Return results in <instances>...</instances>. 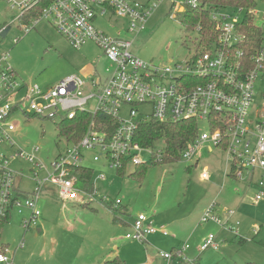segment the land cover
<instances>
[{
  "label": "built area",
  "instance_id": "built-area-1",
  "mask_svg": "<svg viewBox=\"0 0 264 264\" xmlns=\"http://www.w3.org/2000/svg\"><path fill=\"white\" fill-rule=\"evenodd\" d=\"M0 1L16 13L9 23L0 26V33L5 28L8 32L15 22L26 33L40 21H46L74 49L93 43L111 65L103 79L95 69L86 70L41 87L20 80L8 62V52L0 55V142L8 140L14 130L9 119L12 113L17 110L28 114L21 106L24 103L30 114L44 118L59 115V121L74 119L78 113L90 115L82 136L78 140L66 138L65 151L49 164L37 157L36 147L30 152L17 149L9 156L0 154V227L11 218L12 212L22 215L20 226L24 231L36 226L41 216L38 202L46 184L56 188L62 201L80 195L92 199L94 186L91 192L82 189L78 178L70 172L74 167L84 166L88 155L92 161L103 159L106 166L115 169L145 163L139 157L142 151L150 152L154 162L160 161L162 149L153 153L152 147H142L134 140L137 123L149 118L197 120L198 135L186 144L180 159H190L206 142L208 150L213 146L220 148L228 163L226 174L229 176L232 169L233 179L248 182L255 179L254 199L264 200V90L258 92L255 86L257 78L264 74V8L261 24L255 21L258 14L255 7L248 11L231 7L212 9L209 15L218 31L215 42L200 54H189L180 62L159 66L134 55L130 51L132 41L121 38L119 31L111 37L98 29L95 21L114 16L126 20L127 31L140 32L164 0H51L43 6H40L43 0ZM186 3L196 5L197 0ZM247 14L262 31L260 48L249 57L243 56L241 49L232 50L245 37L239 27ZM13 41L16 43L17 38ZM91 103L92 108L88 109ZM139 106L148 110H138ZM200 121L206 123L207 130L199 131ZM9 144L14 145L10 141ZM19 159L33 165L28 178L34 183L31 192L20 190L19 182L24 177L10 168ZM201 177H207L206 168ZM115 204H120V200H115ZM213 211L214 202L203 210L200 222L209 220L223 225ZM226 213L231 215L233 211ZM1 230L0 264H13L11 250L1 240ZM151 234L168 235L163 225L156 227L151 218L139 213L125 238L144 244ZM213 239L209 234L199 249H216L218 244ZM22 246L19 243L14 251ZM187 248L188 244L183 243L173 250H158V254L167 264L183 262Z\"/></svg>",
  "mask_w": 264,
  "mask_h": 264
},
{
  "label": "rangeland",
  "instance_id": "rangeland-1",
  "mask_svg": "<svg viewBox=\"0 0 264 264\" xmlns=\"http://www.w3.org/2000/svg\"><path fill=\"white\" fill-rule=\"evenodd\" d=\"M186 1L164 0L140 32L127 31L126 20L114 16L99 17L95 25L111 37L119 31L121 38L132 41L130 51L144 61L172 65L194 51L196 32L174 17ZM263 8L260 2L255 7L258 24H261ZM15 14L0 1V26L9 23ZM5 52L20 80L41 87L86 70L95 69L103 79L106 69L111 67L93 43L74 49L46 21H40L26 33L17 27V22L13 23L7 34L0 36V55ZM255 86L258 92L264 90V74L257 78ZM21 106L28 114L17 110L12 113L9 119L14 130L8 140L4 138L0 142V154L9 156L17 149L30 152L36 147L37 157L49 164L67 146L66 136L58 127L60 116H35L30 114L26 103ZM87 108H92V103ZM139 109L148 110V107L139 106ZM204 130H207L206 123L200 121L199 131ZM9 141L14 145L10 146ZM208 145L203 143L190 159L171 164H151L152 154L140 152L141 160L149 164L142 181L128 176L132 165L118 171L106 166L103 159L94 162L88 155L83 165L93 169L92 199L80 195L77 199L62 201L57 197L56 188L46 184L38 202L41 216L36 226L24 231L20 226L22 215L16 212L3 224L1 240L9 246L13 264H105L116 256L123 261V253L128 262L141 258L142 264H167L158 250L169 251L172 245L183 243L188 244L184 252L186 260L171 264H244L247 261L264 264V200L254 199L255 179L248 182L229 177L224 151L215 146L208 150ZM151 147L153 153L161 150L162 140L155 141ZM10 168L24 177L19 182L20 190L31 192L34 183L28 178L33 165L19 159ZM204 168L206 178L201 177ZM101 174L103 178L98 179ZM117 199L120 204H115ZM212 202L213 213L223 225L209 220L200 222L203 210ZM226 210L233 213L228 215ZM139 213L151 218L156 227L163 225L168 236H151L153 245H138L125 238L130 231L127 222L131 223ZM209 234L218 247L201 251L199 247ZM21 242L22 248L14 251ZM133 246L137 247L135 258L130 257Z\"/></svg>",
  "mask_w": 264,
  "mask_h": 264
},
{
  "label": "trees",
  "instance_id": "trees-1",
  "mask_svg": "<svg viewBox=\"0 0 264 264\" xmlns=\"http://www.w3.org/2000/svg\"><path fill=\"white\" fill-rule=\"evenodd\" d=\"M51 0H43L40 6H43ZM263 3L264 0H197L196 5H188L186 2L182 6L181 11H177L174 15L175 19L183 24L187 29L196 32L194 40V51L192 54H200L207 49L216 40L218 31L214 21L210 18L209 12L212 9L218 8H242L250 10L258 3ZM27 18V17H25ZM26 21V20H25ZM240 31L244 33L243 41L235 46V49H241L243 56L249 57L256 54L260 48L262 31L258 25L253 23L252 17L247 14L245 19L240 24ZM231 50V51H232ZM90 119V115L86 113L76 114L74 119H62L58 121V127L62 134L68 140H78ZM198 135V121L195 119H186L179 121H157L149 118L140 120L134 133V140L142 147H151L157 140H162V156L161 160L154 162L150 160L151 164L155 163H174L180 159V154L185 148L186 144L192 142ZM223 147V146H221ZM149 164H135L133 170L128 174L132 179L142 181L146 168ZM125 168H119L122 171ZM78 178V185L89 192L92 191L93 185L91 178L93 169L87 166L74 167L70 170ZM229 177L234 178L233 170L229 172ZM2 226L0 227V230ZM174 247L171 248L173 250ZM105 264H124V261L119 257ZM244 264H257L254 261H247Z\"/></svg>",
  "mask_w": 264,
  "mask_h": 264
},
{
  "label": "crops",
  "instance_id": "crops-1",
  "mask_svg": "<svg viewBox=\"0 0 264 264\" xmlns=\"http://www.w3.org/2000/svg\"><path fill=\"white\" fill-rule=\"evenodd\" d=\"M134 1L145 2L146 0H134ZM180 8H182V7H180ZM218 217H219V216H218ZM131 223H132V222H131ZM131 223L127 222V224H128L129 227H130V224H131ZM1 231H2V230H1ZM151 236H152V237H155V236H156V237H161V238H162V237H167L168 235H167V236H162L161 234H151V235L147 236V238H146V239H147V242H146V243H144V244H139V243H138V245H153V241H152L151 239L149 240V238H150ZM172 247L176 248V247H178V246H176V245H175V246L172 245V246L170 247V249H171ZM136 250H137V247H134V246H133V247H132V253H131V255H130L131 258H135V257H134V254L137 255ZM165 250H167V249H165ZM116 257H119V256H116ZM119 259H120V257H119ZM120 260H121V259H120ZM127 260H129L128 257H127L126 255H124V253H123V261H124V264H142L141 258H139L140 261H139V260H138V261L136 260V261H134V262H128Z\"/></svg>",
  "mask_w": 264,
  "mask_h": 264
},
{
  "label": "water",
  "instance_id": "water-1",
  "mask_svg": "<svg viewBox=\"0 0 264 264\" xmlns=\"http://www.w3.org/2000/svg\"><path fill=\"white\" fill-rule=\"evenodd\" d=\"M7 29H8V28H5L4 30L1 31V33H0V36H1V37H4V36L6 35V33H7Z\"/></svg>",
  "mask_w": 264,
  "mask_h": 264
}]
</instances>
